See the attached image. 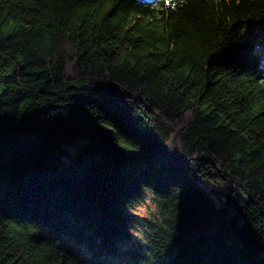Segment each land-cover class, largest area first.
I'll list each match as a JSON object with an SVG mask.
<instances>
[{
	"label": "trees",
	"instance_id": "obj_1",
	"mask_svg": "<svg viewBox=\"0 0 264 264\" xmlns=\"http://www.w3.org/2000/svg\"><path fill=\"white\" fill-rule=\"evenodd\" d=\"M255 27L264 0H0V264H264Z\"/></svg>",
	"mask_w": 264,
	"mask_h": 264
},
{
	"label": "rangeland",
	"instance_id": "obj_2",
	"mask_svg": "<svg viewBox=\"0 0 264 264\" xmlns=\"http://www.w3.org/2000/svg\"><path fill=\"white\" fill-rule=\"evenodd\" d=\"M252 39H260L264 35V30L260 27H255L253 29L247 30ZM259 35V36H256ZM156 212V203L152 196H148L144 202L139 204L134 210V213L137 214L140 218L151 217ZM133 238L139 240L141 236V226L135 224L132 230Z\"/></svg>",
	"mask_w": 264,
	"mask_h": 264
}]
</instances>
